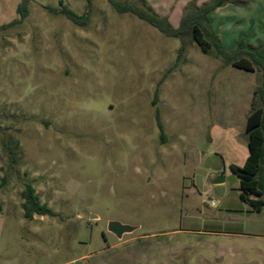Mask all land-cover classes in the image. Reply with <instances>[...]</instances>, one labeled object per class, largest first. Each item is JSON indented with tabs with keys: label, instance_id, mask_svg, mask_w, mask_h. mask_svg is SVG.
Returning a JSON list of instances; mask_svg holds the SVG:
<instances>
[{
	"label": "rangeland",
	"instance_id": "374dc122",
	"mask_svg": "<svg viewBox=\"0 0 264 264\" xmlns=\"http://www.w3.org/2000/svg\"><path fill=\"white\" fill-rule=\"evenodd\" d=\"M118 1L178 28L212 0ZM209 16L227 51L264 45V0ZM181 46L108 0H0V264H264V212L212 183L249 156L261 73ZM27 183L55 216L25 218Z\"/></svg>",
	"mask_w": 264,
	"mask_h": 264
},
{
	"label": "trees",
	"instance_id": "16d2710c",
	"mask_svg": "<svg viewBox=\"0 0 264 264\" xmlns=\"http://www.w3.org/2000/svg\"><path fill=\"white\" fill-rule=\"evenodd\" d=\"M119 12H129L140 19L148 22L163 34L181 40L180 54L185 51L186 39L191 36L201 47L203 52L209 54L216 51V56L236 68L250 72L261 73V85L255 91V98L252 110L247 118L246 132L249 138V156L242 166L231 165L232 172L236 175L240 184V198L256 212H264V45L248 44L240 40L232 51H227L222 44L219 35L214 31L210 21V14L217 8L225 6L230 0H212L202 7L191 9L183 17L180 26L175 28L166 17L160 16L147 6L141 8L129 2L108 0ZM18 11L22 18L28 15L27 2H23ZM61 13L65 14L76 24L88 20V16H79L67 6H64ZM211 38L212 41L208 39ZM158 95V92H156ZM159 127L162 131L164 126L161 123L160 115L157 113ZM11 162H15V153L10 150ZM24 216L32 220L36 214L41 216H55V212L47 203L41 201L31 183L25 185L22 192ZM1 209V206H0Z\"/></svg>",
	"mask_w": 264,
	"mask_h": 264
},
{
	"label": "water",
	"instance_id": "95a60500",
	"mask_svg": "<svg viewBox=\"0 0 264 264\" xmlns=\"http://www.w3.org/2000/svg\"><path fill=\"white\" fill-rule=\"evenodd\" d=\"M229 183L231 186H234L238 182V178L235 174L227 177L225 175L218 176L212 183L220 184V183ZM138 227L122 224L117 221H111L108 225V230L116 235L119 239H121L125 234L132 233L136 231Z\"/></svg>",
	"mask_w": 264,
	"mask_h": 264
},
{
	"label": "crops",
	"instance_id": "0c3cea01",
	"mask_svg": "<svg viewBox=\"0 0 264 264\" xmlns=\"http://www.w3.org/2000/svg\"><path fill=\"white\" fill-rule=\"evenodd\" d=\"M82 259H74V260H71L69 262H66V263H61V264H82Z\"/></svg>",
	"mask_w": 264,
	"mask_h": 264
}]
</instances>
